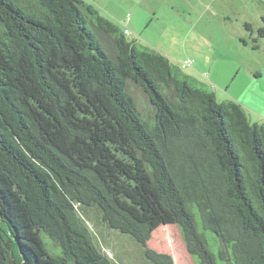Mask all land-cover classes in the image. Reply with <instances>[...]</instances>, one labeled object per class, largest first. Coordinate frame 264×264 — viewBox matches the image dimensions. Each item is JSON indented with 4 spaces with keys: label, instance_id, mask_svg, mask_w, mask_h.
<instances>
[{
    "label": "trees",
    "instance_id": "trees-1",
    "mask_svg": "<svg viewBox=\"0 0 264 264\" xmlns=\"http://www.w3.org/2000/svg\"><path fill=\"white\" fill-rule=\"evenodd\" d=\"M125 30L83 0H0V264H118L94 216L152 264H175L148 246L168 222L197 264H264V123Z\"/></svg>",
    "mask_w": 264,
    "mask_h": 264
},
{
    "label": "rangeland",
    "instance_id": "rangeland-1",
    "mask_svg": "<svg viewBox=\"0 0 264 264\" xmlns=\"http://www.w3.org/2000/svg\"><path fill=\"white\" fill-rule=\"evenodd\" d=\"M83 1L122 30L129 28L128 36L138 44L166 55L192 84L212 86L219 101L234 99L252 122L264 123V0ZM95 33L100 40L102 33ZM106 36L105 45L112 50ZM129 90L139 108L149 113L143 90L132 83ZM89 225L118 264H152L132 236L107 227L97 216ZM148 246L171 254L175 264H197L174 222L156 226Z\"/></svg>",
    "mask_w": 264,
    "mask_h": 264
},
{
    "label": "built area",
    "instance_id": "built-area-1",
    "mask_svg": "<svg viewBox=\"0 0 264 264\" xmlns=\"http://www.w3.org/2000/svg\"><path fill=\"white\" fill-rule=\"evenodd\" d=\"M125 32L126 33H130V29L129 28H126Z\"/></svg>",
    "mask_w": 264,
    "mask_h": 264
}]
</instances>
